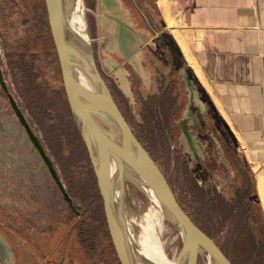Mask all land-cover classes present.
Instances as JSON below:
<instances>
[{
  "label": "rangeland",
  "instance_id": "rangeland-1",
  "mask_svg": "<svg viewBox=\"0 0 264 264\" xmlns=\"http://www.w3.org/2000/svg\"><path fill=\"white\" fill-rule=\"evenodd\" d=\"M85 1L96 58L101 45L95 42L99 36L97 0ZM158 1L168 7L179 26L177 0H150L157 26L167 28L168 23ZM0 61L11 93L53 159L75 206L64 199L0 90V236L7 246L0 264H119L107 234L93 167L77 136L64 91L44 0H0ZM115 93L133 124L126 101L117 89ZM150 137L144 135L140 141L153 153L192 220L233 264H264V215L259 203L254 208L257 224L249 212L224 199L202 197L179 168L178 156L168 150V142ZM125 200L141 242L148 200L129 182ZM164 220L166 230H157L160 241L169 260H178L179 236Z\"/></svg>",
  "mask_w": 264,
  "mask_h": 264
},
{
  "label": "flooded vegetation",
  "instance_id": "flooded-vegetation-1",
  "mask_svg": "<svg viewBox=\"0 0 264 264\" xmlns=\"http://www.w3.org/2000/svg\"><path fill=\"white\" fill-rule=\"evenodd\" d=\"M97 10L98 66L135 135L139 140L144 135L166 140L198 194L224 199L249 212L258 224L254 212L258 200L244 156L171 35L163 31L164 26H157L150 0H97ZM89 24L92 33L91 18ZM116 89L126 101L133 124ZM0 90L7 96L1 84Z\"/></svg>",
  "mask_w": 264,
  "mask_h": 264
},
{
  "label": "water",
  "instance_id": "water-1",
  "mask_svg": "<svg viewBox=\"0 0 264 264\" xmlns=\"http://www.w3.org/2000/svg\"><path fill=\"white\" fill-rule=\"evenodd\" d=\"M44 3L66 98L93 167L108 232L120 263L140 264L125 223L128 214L125 192L129 182L162 212L178 234L180 264H233L184 210L164 172L120 110L95 58L86 1L44 0ZM0 84L64 199L75 209L53 159L9 91L1 64Z\"/></svg>",
  "mask_w": 264,
  "mask_h": 264
},
{
  "label": "crops",
  "instance_id": "crops-1",
  "mask_svg": "<svg viewBox=\"0 0 264 264\" xmlns=\"http://www.w3.org/2000/svg\"><path fill=\"white\" fill-rule=\"evenodd\" d=\"M177 8L179 26L170 11L176 24L163 31L236 141L264 215V0H177Z\"/></svg>",
  "mask_w": 264,
  "mask_h": 264
},
{
  "label": "bare ground",
  "instance_id": "bare-ground-1",
  "mask_svg": "<svg viewBox=\"0 0 264 264\" xmlns=\"http://www.w3.org/2000/svg\"><path fill=\"white\" fill-rule=\"evenodd\" d=\"M162 6L164 13L167 17L169 26L174 27V22L173 20H171L168 7L166 5ZM173 33L175 34L176 38L181 42V44L185 47L186 44L182 34L178 30H176V28L173 29ZM262 194L264 198V191H262ZM164 218L165 217L162 212L151 201L148 200V210L144 217L145 221L143 224L144 238L140 242L138 241V238L135 234L132 219L128 214L125 216L127 233L129 235V239L140 264H180L178 260H169L164 251L163 244L160 241L157 230H159V232L164 231L166 226ZM4 246H6V244L3 238L0 236V253L4 251Z\"/></svg>",
  "mask_w": 264,
  "mask_h": 264
},
{
  "label": "trees",
  "instance_id": "trees-1",
  "mask_svg": "<svg viewBox=\"0 0 264 264\" xmlns=\"http://www.w3.org/2000/svg\"><path fill=\"white\" fill-rule=\"evenodd\" d=\"M45 10H46V9H45ZM50 34H51V32H50ZM51 39H52V36H51ZM52 42H53V39H52ZM53 44H54V42H53ZM174 44H175V46H176V49H177L178 52L180 53V55L183 57L182 52H181V50H180V47H179L178 43L175 41ZM54 48H55V45H54ZM55 55H56V58H57V60H58L57 53H56V49H55ZM191 71H192V70H191ZM192 74H193V77L196 79V81L199 83V80L197 79V77L195 76V74L193 73V71H192ZM199 84H200V83H199ZM201 87H202V86H201ZM202 89L204 90L203 87H202ZM204 92H205L207 98L210 100V102H212L211 99L209 98V96L207 95V93H206L205 90H204ZM75 127H76V126H75ZM76 132H77V136H78L80 142L82 143V145H83V147H84V149H85L86 154L88 155V152H87L86 146H85V144H84V142H83V140H82V138H81V136H80V134H79L77 128H76ZM88 158H89V155H88ZM89 161H90V159H89ZM90 164H91V162H90ZM91 166H92V164H91ZM93 174H94V173H93ZM94 179H95V174H94ZM95 181H96V179H95ZM101 201H102V199H101ZM102 203H103V201H102ZM107 234L109 235L108 229H107ZM109 238H110V237H109ZM110 240H111V238H110ZM111 244H112V241H111ZM112 246H113V244H112ZM118 262H119V264H121L119 260H118Z\"/></svg>",
  "mask_w": 264,
  "mask_h": 264
}]
</instances>
